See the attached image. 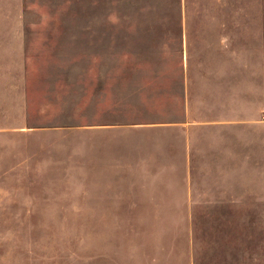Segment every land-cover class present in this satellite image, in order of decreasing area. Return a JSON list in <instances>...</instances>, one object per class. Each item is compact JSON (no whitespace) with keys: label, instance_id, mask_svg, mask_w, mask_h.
Returning <instances> with one entry per match:
<instances>
[{"label":"rangeland","instance_id":"rangeland-1","mask_svg":"<svg viewBox=\"0 0 264 264\" xmlns=\"http://www.w3.org/2000/svg\"><path fill=\"white\" fill-rule=\"evenodd\" d=\"M243 112L264 0H0V264H264Z\"/></svg>","mask_w":264,"mask_h":264},{"label":"crops","instance_id":"crops-1","mask_svg":"<svg viewBox=\"0 0 264 264\" xmlns=\"http://www.w3.org/2000/svg\"><path fill=\"white\" fill-rule=\"evenodd\" d=\"M243 113L245 114L244 120L240 121H236V118L232 119V114L229 115L228 125L232 127L234 132V135L230 137V141H235L239 138V134H237V127L240 125L243 129H245L244 137L246 140L248 155L253 156L252 160L254 159L256 162L264 163V124L258 120V116L252 117V113L247 112L249 114L247 117V113Z\"/></svg>","mask_w":264,"mask_h":264}]
</instances>
